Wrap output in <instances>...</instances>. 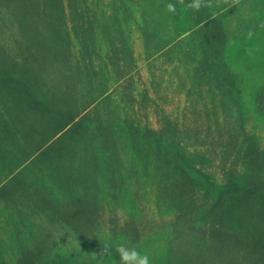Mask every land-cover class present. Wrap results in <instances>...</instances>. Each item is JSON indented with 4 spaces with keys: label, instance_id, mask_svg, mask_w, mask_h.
<instances>
[{
    "label": "rangeland",
    "instance_id": "rangeland-1",
    "mask_svg": "<svg viewBox=\"0 0 264 264\" xmlns=\"http://www.w3.org/2000/svg\"><path fill=\"white\" fill-rule=\"evenodd\" d=\"M191 2L64 0L58 14L50 1L0 0V176L49 140L28 160L25 178L52 179L64 201L68 192L96 200L100 225L110 215L144 225L136 241L125 231L89 241L54 228L27 197L23 215L0 201V264H16L38 242L46 259L40 264H121L120 243L150 264H213L189 237L188 208L171 200V190L160 196L182 166L167 148L172 137L145 135L146 125L175 124L171 130L202 169L193 176L201 204L224 194L234 207L228 194L237 202L241 184L242 195L244 184L255 185L262 203L264 0H211L198 11ZM95 98L105 101L86 128L70 124L52 138L59 120ZM155 150L158 173L149 158Z\"/></svg>",
    "mask_w": 264,
    "mask_h": 264
},
{
    "label": "trees",
    "instance_id": "trees-1",
    "mask_svg": "<svg viewBox=\"0 0 264 264\" xmlns=\"http://www.w3.org/2000/svg\"><path fill=\"white\" fill-rule=\"evenodd\" d=\"M48 1L53 7L57 6L55 8L58 14L65 13L64 0H45V2ZM132 72L134 71H127V73ZM108 90L106 88L105 94L108 93ZM104 98L108 100L106 96ZM104 98H101L102 100H99L100 98L93 99L83 109L70 115L65 123H62V121L60 123L59 120V126L52 138L63 132L70 124H72L71 127L78 130L86 128V119H91L92 115L93 117L97 115L101 102L105 101ZM130 116H132L131 121L137 127L135 130L140 131L142 129L141 121H138L137 114ZM78 117L80 118L76 120ZM135 117L137 122L134 121ZM128 121L129 119L126 120V123H130ZM172 126L174 127L175 124L169 123L168 128L162 126L156 129L146 125L144 129L145 135L147 134L154 138L168 139L172 137L171 139L173 140L170 142L171 139H169L167 148L172 153H175L181 161V175L165 179V185L164 187L161 186L160 189V196H165L171 190L173 193L171 200L176 198L180 208H188L186 210L188 212L187 220L191 221L189 237L194 239L196 244L199 243L201 252L207 253L214 260L213 264H264V199H262V203L258 202L255 195V185L249 188L248 184H244L243 187L246 188L245 195L241 193L242 184L238 187L236 186L237 192L239 189L237 202L235 200L237 195L228 194L229 192H227L233 199V203L235 202L234 207L229 206L230 198H227L224 194L216 196V200L211 201V204L209 201L201 204L196 197L197 186L193 176H195V173L201 172L202 169L195 162L193 156L186 149H183L180 132L175 134V131L171 130ZM88 129L91 130L92 128L88 127L86 130ZM132 130L134 129L132 128ZM62 135L63 133L58 138ZM48 141L43 142L34 152H30L26 159L0 176V201L4 202V208H15L14 211H11L22 213L23 215L24 209L28 208L24 202L27 197L29 200H25L29 201L30 205L37 211L45 213L54 228H66L80 238H86L89 241L98 240L100 238L99 233L102 231L113 235L116 232L125 231L127 234L131 232V240L136 241L135 239L140 237L141 231L144 229L141 221L132 218H124L123 221L117 215H110L109 219L104 220L102 225H100V218L104 212L103 207L96 200L87 199L86 195L83 194L68 192L69 196L68 198L65 197L64 201V197L55 191L57 187L53 183H49L52 179L45 178L36 183L31 179L25 178L28 160L33 158ZM158 155V151L155 150L149 156L155 163L154 170L156 173L162 170ZM238 174L239 178H244L243 174ZM53 181L57 180L53 179ZM225 181L224 185L228 188L230 183ZM250 184L252 185V182ZM59 187L61 188V186ZM256 188H258V184ZM21 195L24 198H21ZM257 203L260 205L259 210L254 207ZM248 204L251 206L249 210ZM29 210L28 215L30 214ZM184 216L185 213L175 214L173 220L182 219ZM250 225H252L251 230L249 229ZM40 244L42 243L38 242L32 247L25 249L16 264H40L44 260L46 262V259L43 258L44 246L41 247ZM198 264L203 263L200 262Z\"/></svg>",
    "mask_w": 264,
    "mask_h": 264
},
{
    "label": "clouds",
    "instance_id": "clouds-1",
    "mask_svg": "<svg viewBox=\"0 0 264 264\" xmlns=\"http://www.w3.org/2000/svg\"><path fill=\"white\" fill-rule=\"evenodd\" d=\"M179 2L183 4L184 0ZM188 7L198 11L201 7H211V0H192ZM167 11L175 13L176 5L168 4ZM248 37L251 39V32L248 33ZM115 250L119 254L121 264H150L148 255L141 253L136 247H128L120 243L116 245Z\"/></svg>",
    "mask_w": 264,
    "mask_h": 264
}]
</instances>
